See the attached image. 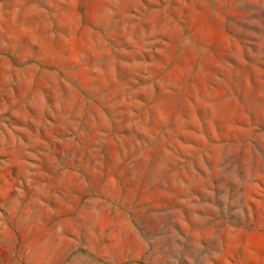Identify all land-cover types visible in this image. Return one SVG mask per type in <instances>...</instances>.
<instances>
[{
	"label": "rangeland",
	"instance_id": "rangeland-1",
	"mask_svg": "<svg viewBox=\"0 0 264 264\" xmlns=\"http://www.w3.org/2000/svg\"><path fill=\"white\" fill-rule=\"evenodd\" d=\"M0 264H264V0H0Z\"/></svg>",
	"mask_w": 264,
	"mask_h": 264
}]
</instances>
